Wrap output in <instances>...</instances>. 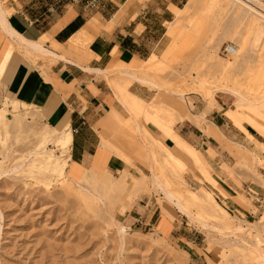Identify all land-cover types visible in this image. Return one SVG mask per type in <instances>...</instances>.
<instances>
[{
  "label": "rangeland",
  "instance_id": "rangeland-1",
  "mask_svg": "<svg viewBox=\"0 0 264 264\" xmlns=\"http://www.w3.org/2000/svg\"><path fill=\"white\" fill-rule=\"evenodd\" d=\"M176 1L181 10L169 25V43L180 37L137 72L150 84L140 82L161 89L150 106L170 115L163 121L161 111L144 107L134 116L168 136L174 128L199 158L158 143L147 127L139 136L132 122L123 135L133 154L122 155L130 172L67 170L71 131L0 95V264H264V214L256 207L264 200V16L244 15L232 0ZM230 43L238 49L233 56L224 52ZM194 124L208 133L219 125L224 141L204 150L189 136ZM237 144L244 147L240 155L232 151ZM152 168L190 215L153 189L146 178ZM210 173L231 184L247 214L222 202Z\"/></svg>",
  "mask_w": 264,
  "mask_h": 264
},
{
  "label": "crops",
  "instance_id": "crops-1",
  "mask_svg": "<svg viewBox=\"0 0 264 264\" xmlns=\"http://www.w3.org/2000/svg\"><path fill=\"white\" fill-rule=\"evenodd\" d=\"M88 1L0 0V95L11 102L38 108L49 126L71 131L73 142L67 170L72 166L78 170L97 166L111 173L130 172L133 168H129L122 155L131 158L133 154L123 135L124 126L132 122L141 127V132L147 127L158 143L165 142L175 153H183L194 161L181 141L194 146L174 128L168 136L152 121L148 126L145 120L134 116L139 108L152 102L158 104L161 89L132 80L128 75L132 71L137 73L153 57L154 61L160 60L155 50L164 55L172 49L175 40L169 43V25L175 22L174 13L177 16L181 10L178 2L95 0L89 8ZM158 28L166 29L156 39L152 34ZM82 33L87 41L79 44L86 46L77 48L72 44ZM25 41L34 44L28 46L29 51ZM183 121L184 126L189 125L188 118ZM193 126L189 136L197 137L204 150L216 146L214 141H218L211 134ZM172 143L180 150L172 148ZM142 165L137 161L140 169H146ZM222 181L218 183L228 196L213 186L218 197L247 214L249 208L235 199L238 195L231 184ZM247 188L260 201L259 193ZM256 207L264 214V200Z\"/></svg>",
  "mask_w": 264,
  "mask_h": 264
},
{
  "label": "bare ground",
  "instance_id": "bare-ground-1",
  "mask_svg": "<svg viewBox=\"0 0 264 264\" xmlns=\"http://www.w3.org/2000/svg\"><path fill=\"white\" fill-rule=\"evenodd\" d=\"M189 2H191L190 0H189ZM232 4L234 5V8L235 7H238V8H240V10L244 13V15H245V13L247 14V15H249V14H252V15H258V14H261V15H263L264 16V11L263 10H261V9H259L255 4H253V3H251L250 1H248V0H232ZM243 16V15H242ZM259 16V15H258ZM257 16V17H258ZM264 20V19H263ZM179 27V26H178ZM176 31V30H175ZM181 33V32H180ZM179 33V34H180ZM173 34V33H172ZM180 37V35H178L177 36V38L175 39V42L173 43V45L177 42V39ZM87 36L85 35V34H78L76 37H75V41L77 42V43H83V42H86L87 40ZM26 43H27V45H25V49H26V51H29V49L30 48H28V46H34V44L33 43H30V42H27V41H25ZM87 44V43H86ZM32 50V49H31ZM238 52V51H237ZM155 60V57H153V58H151V59H149L148 61H146L145 63L146 64H149V63H151L152 61H154ZM146 69V68H145ZM141 70H143V69H141ZM130 71V70H129ZM138 71V70H137ZM127 72V71H126ZM128 75H129V77L132 79V80H139V81H142V82H145V83H149V81L148 80H146V79H143V78H141L135 71H132V72H129L128 73ZM128 77V76H127ZM126 77V78H127ZM127 79H129V78H127ZM126 79V80H127ZM130 81V80H129ZM128 80H127V82H129ZM150 84V83H149ZM123 86V85H122ZM126 87H127V85H126ZM226 90H228V89H226ZM234 90V89H233ZM232 92V91H231ZM234 93H235V91H234ZM237 94V93H236ZM239 95H240V93H238ZM242 95V94H241ZM181 98V97H180ZM153 105V104H152ZM8 106V105H7ZM146 110L147 111H149V112H156V111H161L162 113H163V116L162 115H159V117L161 118V120H166L165 118L166 117H168V115L167 114H169V113H167V111L166 110H164V112H163V110H158V109H156V107H152V106H150V104H147L146 105ZM4 109V108H3ZM160 118H158V119H160ZM168 122V121H167ZM262 127V126H261ZM207 128V127H206ZM138 131H139V136H142V132H141V127L139 126L138 127ZM166 129V128H165ZM262 129V128H261ZM168 130V129H167ZM166 130V131H167ZM220 130L221 129H219L218 127H209V129H208V131H209V133L216 139V140H218V141H224V135L222 134V132H220ZM263 130V129H262ZM171 133V132H170ZM58 135L62 138V137H64L65 136V133H64V131H62V132H59L58 133ZM171 136V135H170ZM58 137V136H57ZM178 138V137H177ZM180 139V138H179ZM179 141V140H178ZM228 141V140H227ZM231 141V140H230ZM182 143V146L185 148V150L190 154V156L192 157V158H195V157H197V156H199L200 155V153H198L197 151H195V148L194 147H192V146H190L189 144H187L186 142H184V141H181ZM234 143V142H233ZM105 145V144H104ZM177 145V144H176ZM226 147V146H225ZM109 148V147H108ZM227 148V147H226ZM182 149V148H181ZM244 149V147L242 146V145H239V144H237V147H234L233 149H232V151L234 152V154L235 155H240L242 152V150ZM114 150V149H113ZM184 150V151H185ZM248 150V149H247ZM115 151V150H114ZM249 151V150H248ZM116 153H118L117 151H115ZM122 155V154H121ZM123 158V157H122ZM197 158H199V157H197ZM124 159V158H123ZM242 159V158H241ZM126 161H128L129 159H125ZM178 160V162H182L181 160H179V159H177ZM195 160H197V159H195ZM130 163H132L131 161H130ZM151 165H153V162H152V160H151ZM196 163V162H195ZM201 164V163H200ZM154 166V165H153ZM73 167H75V166H73ZM93 168H98L99 169V167H97V166H93ZM73 172H74V174H78L77 172H76V170H75V168H73ZM124 172V171H123ZM211 174V173H210ZM145 175V174H144ZM143 175V176H144ZM128 176V175H127ZM146 176V175H145ZM148 176V175H147ZM156 176H159L158 174H157V171L154 169V168H152V172H151V175H150V177H146L147 178V181L149 180L150 182H151V184H152V187H153V189L154 190H156V191H158V192H163L165 195H167V197H169L172 201H173V204L175 203L182 211H184L185 213H187V214H189V211H188V209L187 208H185L178 200L176 201L174 198V194L172 193V192H170L166 187H164V186H162V185H160L159 183H157L158 182V178L156 179L155 177ZM207 176H209V175H207ZM211 176V180L213 179V181H214V185L217 187V188H219L221 191H222V193L225 195V196H228V194L221 188V186L219 185V183H218V181H217V179L216 178H214L213 176H212V174L210 175ZM127 178H129V176L127 177ZM157 180V182H156V180ZM159 179H161L160 177H159ZM149 182V183H150ZM157 192V193H158ZM168 198V199H169ZM171 201V202H172ZM174 204V205H175ZM190 215V214H189ZM252 228H255V227H252ZM257 229V228H256ZM251 230V229H250ZM252 236L254 237V238H256L257 239V241L258 242H260V241H263L262 239H261V233H260V231H258V230H255V229H253L252 231Z\"/></svg>",
  "mask_w": 264,
  "mask_h": 264
},
{
  "label": "built area",
  "instance_id": "built-area-1",
  "mask_svg": "<svg viewBox=\"0 0 264 264\" xmlns=\"http://www.w3.org/2000/svg\"><path fill=\"white\" fill-rule=\"evenodd\" d=\"M248 1L255 4L259 9L264 11V0H248ZM237 51L238 49L235 44L230 43L224 46V52L226 53V55L233 56L237 53Z\"/></svg>",
  "mask_w": 264,
  "mask_h": 264
}]
</instances>
